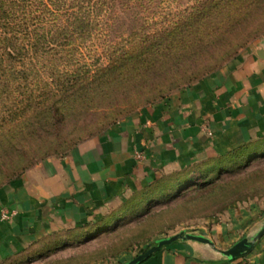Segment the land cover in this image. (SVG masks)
Returning <instances> with one entry per match:
<instances>
[{
	"label": "crops",
	"instance_id": "1",
	"mask_svg": "<svg viewBox=\"0 0 264 264\" xmlns=\"http://www.w3.org/2000/svg\"><path fill=\"white\" fill-rule=\"evenodd\" d=\"M263 140L264 53L245 49L68 154L49 157L3 184L0 264H122L138 251L103 262L76 261L74 255L92 227L144 186L188 169L198 175L195 166L202 162ZM3 210L14 214L2 218ZM262 224L256 207L233 208L204 228L215 248L178 239L139 264H264V231L247 253L220 252Z\"/></svg>",
	"mask_w": 264,
	"mask_h": 264
},
{
	"label": "rangeland",
	"instance_id": "2",
	"mask_svg": "<svg viewBox=\"0 0 264 264\" xmlns=\"http://www.w3.org/2000/svg\"><path fill=\"white\" fill-rule=\"evenodd\" d=\"M151 2L148 9L132 2L128 8L117 4L99 37L81 48L84 60L68 68L86 63L93 71L108 66L111 60L96 54L109 44L133 50L130 59L118 57L110 78L95 80L59 109L45 112L36 104L20 111V122H10L0 135V186L41 161L66 155L80 142L102 135L245 49L264 51V0ZM83 80L87 84L88 79ZM191 184L121 201L103 229L76 249L74 258L114 260L124 252L148 248L158 238L204 230L213 217L237 207H256L264 223V154L206 183Z\"/></svg>",
	"mask_w": 264,
	"mask_h": 264
},
{
	"label": "trees",
	"instance_id": "3",
	"mask_svg": "<svg viewBox=\"0 0 264 264\" xmlns=\"http://www.w3.org/2000/svg\"><path fill=\"white\" fill-rule=\"evenodd\" d=\"M131 2L144 9L152 5L151 0H0V135L10 122L21 121V110L36 104L45 112L59 109L67 100L75 98L78 91L91 88L95 80L105 75L106 79L110 78L108 75L118 67L119 56L133 57V50L115 47L114 43L96 54L111 60L108 66L92 71L90 65L84 63L68 70L84 60L81 48L87 41L99 37V30L117 4L128 8ZM83 79H88L87 84ZM263 154L264 140L240 146L195 166L199 169L198 175H191L189 169L164 175L126 202L186 184L206 183L221 172L240 167ZM196 177L200 181H196ZM110 217L109 214L92 227L90 234L103 229ZM146 249L140 247L138 253Z\"/></svg>",
	"mask_w": 264,
	"mask_h": 264
},
{
	"label": "water",
	"instance_id": "4",
	"mask_svg": "<svg viewBox=\"0 0 264 264\" xmlns=\"http://www.w3.org/2000/svg\"><path fill=\"white\" fill-rule=\"evenodd\" d=\"M258 54L264 53V51L256 50ZM264 231V223L258 229L255 233L243 237L234 244H232L230 247L221 250L220 252L226 256L229 257H235L242 255L244 253H247L251 250L255 240L258 238V236ZM178 239L182 240H195L199 241L205 244H208L212 248L214 247L213 241L207 236V233L204 230L199 231H180L176 234L167 236V237H161L155 240L154 244L150 245L146 250L143 252L137 254L133 258L129 259L128 261L122 263V264H139L142 260L150 256L152 253L157 251L163 246L171 244L173 241H176Z\"/></svg>",
	"mask_w": 264,
	"mask_h": 264
},
{
	"label": "built area",
	"instance_id": "5",
	"mask_svg": "<svg viewBox=\"0 0 264 264\" xmlns=\"http://www.w3.org/2000/svg\"><path fill=\"white\" fill-rule=\"evenodd\" d=\"M134 157L136 159H142L143 154L140 151L134 150ZM13 214H14V211H12V210L11 211L3 210L1 213V217L2 218H8L9 216H11Z\"/></svg>",
	"mask_w": 264,
	"mask_h": 264
}]
</instances>
